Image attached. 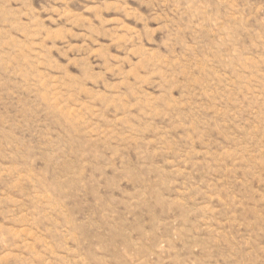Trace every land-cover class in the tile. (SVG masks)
Here are the masks:
<instances>
[{"label": "rangeland", "instance_id": "rangeland-1", "mask_svg": "<svg viewBox=\"0 0 264 264\" xmlns=\"http://www.w3.org/2000/svg\"><path fill=\"white\" fill-rule=\"evenodd\" d=\"M0 264H264V0H0Z\"/></svg>", "mask_w": 264, "mask_h": 264}]
</instances>
